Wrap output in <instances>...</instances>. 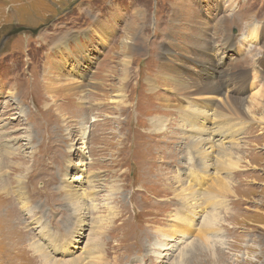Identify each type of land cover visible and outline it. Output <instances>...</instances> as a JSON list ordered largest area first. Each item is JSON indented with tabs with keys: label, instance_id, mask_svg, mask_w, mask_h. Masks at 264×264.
Segmentation results:
<instances>
[{
	"label": "rangeland",
	"instance_id": "rangeland-1",
	"mask_svg": "<svg viewBox=\"0 0 264 264\" xmlns=\"http://www.w3.org/2000/svg\"><path fill=\"white\" fill-rule=\"evenodd\" d=\"M4 150L0 264H264V0H0Z\"/></svg>",
	"mask_w": 264,
	"mask_h": 264
},
{
	"label": "bare ground",
	"instance_id": "bare-ground-1",
	"mask_svg": "<svg viewBox=\"0 0 264 264\" xmlns=\"http://www.w3.org/2000/svg\"><path fill=\"white\" fill-rule=\"evenodd\" d=\"M157 33H158V31L156 30V28H155V31L153 32V36L152 37H156V35H157ZM170 43H172V41H166V42H164V45H166V46H168V44H170ZM162 48H161V52H163V45L161 46ZM169 48V47H168ZM210 50L208 49V52H209ZM208 52H205V53H202V54H200V56L202 57V58H205V56L207 55V53ZM196 55H198V54H196ZM62 56H64V55H62ZM160 58H161V56H160ZM161 60L162 61H164V59H162L161 58ZM162 61H160L159 60V62L161 63ZM193 61V60H192ZM159 62H158V64H159ZM179 68L181 69V70H184V69H186V68H183V67H181V66H179ZM176 75V74H175ZM183 77V76H182ZM181 77V75H176V76H174V78H173V83H175L176 84V86H177V88H178V93L180 94V95H184L183 94V92H185V90H186V88H187V86H186V84H185V82H184V80H183V78ZM201 78V77H200ZM172 79V78H171ZM228 81L229 82H232L234 85H236V87H243L244 86V77H239V76H237V75H235V78H233V77H230V76H228ZM173 85V84H172ZM207 91H209L210 92V94L212 95V96H219V97H223V98H225V101L227 102L228 101V97H231V96H229V93L225 90V86H224V84L221 82L219 85H217V86H212L209 90H207ZM196 93L194 94V95H192V96H197V94L200 92V91H195ZM208 93V92H207ZM185 95H187V94H185ZM184 95V96H185ZM202 95V94H201ZM78 97V96H77ZM80 98V97H79ZM232 103V102H231ZM232 105H234V103L232 104ZM104 107V106H103ZM232 108V107H231ZM235 109V108H234ZM93 110V109H92ZM168 129V128H167ZM6 150H4V151H1L0 153H4ZM8 151V150H7ZM4 158V157H3ZM2 158V159H3ZM23 167V166H22ZM2 173V171H1V168H0V174ZM2 175H4V173H2ZM12 176V175H11ZM10 178V177H9ZM26 178H24V176L23 175H21L20 177H18V181H17V187H18V192L20 193V195L22 196V197H24L25 195H26V193H27V191L29 192L30 190H31V188L29 189V190H26V185H25V182H26V180H25ZM30 180V179H29ZM7 184L9 185V184H11L9 181L7 182ZM29 185V184H28ZM1 192H5V190H2ZM15 196H17V195H15ZM217 197H218V194H217V192H212V200L214 199V201H212V202H214V203H216L215 202V200H217ZM18 199V198H17ZM221 199H225V198H221ZM222 202V201H221ZM6 203H8V202H6ZM15 203H16V201H15ZM3 204V203H2ZM16 204H18V203H16ZM214 206V205H213ZM2 207H3V205H2ZM2 207H0L1 209H2ZM82 207V206H81ZM4 208V207H3ZM13 208V207H12ZM14 209V208H13ZM1 211V210H0ZM5 214V212L3 211V212H1V216H3ZM6 215V214H5ZM8 221L6 220V222H8V224H10V226H12V228L10 227V226H8L10 229L8 230V227L6 226V228H7V231L6 232H4V234L6 235V236H8L7 238L8 239H12V243H13V250L15 249L16 251H24V252H22V253H26V255H27V253L28 254H30V262H31V260L33 259V258H35V261L38 263V264H42L43 262L45 263V264H47V262H46V260H44V258H43V255H41V252L38 250V248H37V246H35V245H33V244H31V243H27L28 241H29V238H28V232H27V230H26V228H25V226L21 223L22 221H21V219H19V217H17V216H15V215H8ZM195 217V216H194ZM215 217V216H214ZM214 217H212V218H209L210 220H214ZM5 219H7L5 216H3V220H5ZM16 219V220H15ZM2 222V221H1ZM5 222V221H4ZM5 222V223H6ZM32 225L34 224V222H30ZM7 224V223H6ZM210 224H211V222H208V220L206 221V223H205V225H204V227L205 228H209L210 227ZM2 226V225H1ZM4 229V228H3ZM12 229V230H11ZM1 230V229H0ZM2 231V230H1ZM168 237V238H167ZM165 240V242L164 243H162L161 245H160V248L162 249V251H166L167 250V252L169 251V250H172V249H174L173 247H170V245H169V242H171L170 240V238H169V235H166V238L164 239ZM176 249H177V247L173 250V251H176ZM14 252V251H13ZM13 252H11V253H13ZM22 255V254H21ZM167 255V254H166ZM171 255V254H170ZM23 256H24V254H23ZM14 257V256H13ZM24 257H26V256H24ZM29 260V259H28ZM150 261V260H149Z\"/></svg>",
	"mask_w": 264,
	"mask_h": 264
}]
</instances>
